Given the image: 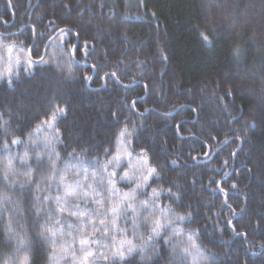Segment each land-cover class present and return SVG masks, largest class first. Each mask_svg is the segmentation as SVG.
<instances>
[{"label": "snow or ice", "instance_id": "1", "mask_svg": "<svg viewBox=\"0 0 264 264\" xmlns=\"http://www.w3.org/2000/svg\"><path fill=\"white\" fill-rule=\"evenodd\" d=\"M7 6L13 10V18L16 19V5L12 0H7ZM104 7L101 5V15L94 18L100 20L98 31H103L104 22L107 21L106 27L111 30L107 38L110 41L114 38L116 46L112 47L110 43L99 60V45L95 37L91 38L92 43L89 44L83 25L78 27L71 20H65L63 27L57 25L55 20H50L49 24L59 28V32L49 40L52 33L42 23L37 24L32 20L31 26L25 23L21 28L0 19V26L3 27V31H0V82L12 89L25 74L33 76L31 69L41 63L49 64L42 51L51 60H63L72 52L79 54L83 50L84 55L92 60L90 66L85 61V70H90L92 75L81 76V80L103 79L98 94L109 86L124 92L135 91L134 85L138 81L128 69L134 67L137 71L147 72L149 65H167L170 52L161 41L155 55L147 54L143 47L137 46L139 41L133 43L129 38L125 24L147 16L148 23L155 22L153 26L159 33V17L156 11L149 9L146 0H139L135 17L120 15L114 10L115 5L110 15L106 16ZM235 10L239 11L238 6ZM232 11V7H225L227 14H232ZM19 22L23 23V18H19ZM13 27H17V31H11ZM191 31L200 46L207 50L215 48L221 38L215 28L202 29L198 24H193ZM49 49L52 51L49 52ZM132 53L136 55L134 60L131 58ZM231 56L239 60V44L232 45ZM107 57L115 59L108 60ZM261 67L264 68V65ZM166 74L163 71L160 73L161 76ZM125 80L131 82L123 83ZM154 80L155 71L148 75V82L142 88L152 98L151 101L141 96H125L118 101L120 108L109 109L113 118H124V127L119 133L123 147L117 148L113 155L110 146L104 148L100 145L102 152L97 150L92 153L95 160L88 161L91 171L83 167L85 161L82 157L88 149H82L79 154L73 150L62 155L52 147L59 142L61 135L56 112L66 119V108L44 113V120L37 117L38 122H30L23 131L12 119L16 111L22 110V101L15 110L9 105L8 111H0V155L4 157L0 159V247L5 249L0 254V264H36L38 251L43 252L46 264H58L59 261H63V264H137V256L140 257L139 264H216L215 256L208 253L201 241L204 229L196 221L197 209L191 200L187 204L183 203L188 188L194 189L200 183L201 191L206 190L203 181L196 178L195 173L191 180L184 175L187 160L201 163L199 157L189 152L185 163L181 164L179 157L169 152L161 163L159 154L141 141L138 132L145 128L150 116L166 122L174 119V112L183 111L184 108L195 115L191 121L195 128L210 114L205 113L206 104H215L220 112L228 113L224 125L227 131L221 129L215 134L205 133L201 127L198 134L193 132L192 135L197 140L199 135L205 137L199 140L201 148L208 149L204 152L205 156L215 155L213 141L220 146L217 151L230 146L229 159H225L222 167L216 170L222 176L219 186L214 178L208 180L213 194L218 191L227 197V192L231 191L243 195L238 179L240 174L223 169L233 167L229 161L234 162L244 154V147L249 143L248 133L264 122V109L259 114L254 110L246 114L242 108L235 107L229 98L235 99L239 89L230 77L223 80L208 79L199 86V93L195 88L186 90L184 95L190 97L186 104L181 109H169L165 104L167 94L163 87L159 90L154 87ZM141 101L144 105L151 102L153 106H145L141 111ZM5 115L10 118L5 119ZM173 127L179 132L183 123L174 124ZM25 132L27 141L23 139ZM41 135L45 148L50 151H33L30 155V148L34 149L39 144L35 137ZM161 143L167 145L168 141L165 139ZM21 146L22 153L14 151V147L19 149ZM65 160L74 161L81 166L80 170L71 167L70 163L65 164L63 170H58L57 161L63 163ZM249 163H252L251 159L244 163L248 173L254 175V169L258 168L264 177V159L251 168L248 167ZM69 172L74 176L71 181L67 180ZM181 179L184 185L179 183ZM229 180L232 181L230 184L227 183ZM34 192L42 194L34 195ZM229 200L223 201L221 216L224 211L230 217L249 212L247 195L243 205L237 202L234 206ZM225 226L233 237L240 238L242 244L249 246L245 249L246 256L251 253L253 257H264V202L261 203L259 214L253 212L249 215L247 224L234 223L228 219ZM220 231L223 233L225 229L221 228ZM257 244L260 249L258 253L252 251ZM236 264H240L239 257ZM245 264L250 262L246 260Z\"/></svg>", "mask_w": 264, "mask_h": 264}, {"label": "trees", "instance_id": "2", "mask_svg": "<svg viewBox=\"0 0 264 264\" xmlns=\"http://www.w3.org/2000/svg\"><path fill=\"white\" fill-rule=\"evenodd\" d=\"M138 2L139 0H12L18 10L13 24L22 27L28 23L31 26L32 20H35L37 24L42 23L52 33L48 37L49 40H52L55 32L59 30L55 25L49 24L50 20H55L61 27L64 26L65 20H71L78 27L83 25L88 43L91 44V38L95 37L99 45L100 56L97 57L99 60L110 43L112 47L116 46L114 38L111 41L107 38L111 31L106 27L107 21L104 22L103 31H98L100 20L94 17L101 15V5H105L103 13L106 16L110 15L115 5L114 10L120 15L135 17ZM146 2L149 9L156 11L159 17V33L153 26L155 22L148 23V17L144 16L125 24L127 35L133 43L139 41L137 46L143 47L149 55L157 53L162 41L163 46L169 49L170 62L167 65H149L147 72L137 71L134 67L129 68L128 70L138 81L134 85L135 91L124 92L109 86L103 88L98 94L97 90L102 89L104 83L102 79L81 80V76L92 75L90 70H85L75 62V60L80 62L86 59L92 64V60L84 55L83 50L79 54L74 53V57L70 54L63 60H51L48 55H45L44 59L49 60V64L41 63L31 69L34 75L28 77L25 74L12 89L0 82V111H8L9 105L15 110L22 101V110L16 111L12 119L14 124L18 123L20 130L23 131L30 122L37 123V117L41 121L44 120V113L50 114V110L66 108V119L60 112H56L61 135L58 138L59 142L54 143L52 147L62 155L73 150L79 154L82 149H88L89 151L82 159L85 161L84 165H87L91 171L88 161L95 160L92 153L97 150L102 152L100 145L104 148L110 146L113 149V155L117 148L123 147L119 133L124 127V118H113L109 109L120 108L121 104L118 101L123 100L125 96L130 98L141 96L151 101L152 98L142 88L143 84L148 82V75L153 71H155L154 87L157 90L163 87L168 97L165 104L169 109L172 107L181 109L186 104L190 99L184 95L186 90L195 88L199 93V86L208 79L223 80L226 77H230L239 89L235 99L229 98L235 107L242 108L246 114L249 110L259 114L264 109V90H262L264 68L261 67L264 65V0H146ZM237 6L239 11L235 10ZM225 7H232V14H227ZM2 16L8 21L13 16V10L8 8L7 0H0V17ZM19 18H23V23L19 22ZM193 24H198L202 29L205 27L216 29L217 35L221 38L217 41L215 48L207 50L200 46L196 35L191 31ZM13 28L17 31V27ZM0 30L3 31L2 26ZM234 44L241 46V56L238 61L231 56V47ZM131 58L133 60L136 58L135 53L131 54ZM107 59L115 58L107 57ZM69 60L72 63H66ZM162 71L167 74L161 76ZM130 82V80L123 81L126 84ZM145 106L151 108L153 105L151 102L144 105L141 101L139 110L142 111ZM205 113L210 114L207 115L206 120L197 123L195 128L191 123L195 115L187 108L174 112V119L166 122L150 116L145 128L141 129L138 135L143 143L159 154L161 163L168 157L169 152L178 156L181 164L185 163L189 152L192 156L199 157L201 163L187 160L184 175L191 180L195 173L196 178L203 181L206 190L201 191L200 183H197L194 189L188 188L183 203L187 204L191 200L193 207L197 209L196 221L204 229L201 241L208 253L215 256L216 264H236L237 257L240 258V264H245L246 260L250 264H264V257H253L251 253L246 256L245 249L249 246L242 244L240 238L233 237L230 229L225 226V221L228 219H232L234 223L247 224L249 215L253 212L257 214L261 212V203L264 202V177L261 176L258 168L254 169V175L248 173L244 163L247 159H251L252 163L248 164L251 168L264 159V122L259 123L255 130L248 133L249 143L244 147V154L234 162L229 161L233 167L223 169L229 173L235 171L240 174L238 179L241 181L240 189L243 193L242 195L228 191L226 197L218 191L213 194L212 187L208 186V180L214 178L219 186L222 176L216 170L222 167L225 159H229L230 146H224L217 151L220 146L213 141L212 144L216 146L213 149L215 155L205 156L204 152L208 149H202L199 143V140H204L205 137L199 135L197 140L192 133L198 134L201 127L205 133L215 134L221 129L227 131L224 125L228 113L220 112L213 103L206 104ZM4 118L10 117L5 115ZM177 123H183V128L179 132L173 127ZM221 138H223V132H221ZM23 139L28 140L26 132ZM165 139L168 141L167 145L161 143ZM15 150L22 153L23 146L19 149L14 147ZM31 154L32 151H30ZM46 158L45 155L44 160ZM100 159L104 160L103 155ZM64 163L74 164L75 162L57 161L58 170H61V165ZM193 164L196 166L193 167ZM75 165L77 164L73 166ZM231 182L229 180L227 183ZM179 183L184 185V180L181 179ZM33 194L41 195L42 193L34 192ZM245 195L249 203L247 214L230 217L228 212L224 211V215H220L221 205L225 199L230 198L229 202L234 206L237 202L243 205ZM237 212H239L238 208ZM221 228L225 229L223 233L220 231ZM0 232H2V225H0ZM4 251L5 249L0 247V254ZM252 251L257 253L260 251L258 244L252 248ZM136 260L139 264L140 257L137 256ZM36 264H46L43 252H37ZM58 264H63V261H59Z\"/></svg>", "mask_w": 264, "mask_h": 264}, {"label": "rangeland", "instance_id": "3", "mask_svg": "<svg viewBox=\"0 0 264 264\" xmlns=\"http://www.w3.org/2000/svg\"><path fill=\"white\" fill-rule=\"evenodd\" d=\"M38 141H39V144H38V146L36 147V148H30V150L29 151H35V152H38V153H46L47 151H50V149H46L45 148V145L43 144V139H44V137L41 135V136H39V137H35ZM0 159H3V156H1L0 157ZM47 160V158L45 159V161ZM65 164L66 163H64V164H62L61 165V170H63L64 169V167H65ZM67 164H69V163H67ZM71 164V163H70ZM75 164V163H74ZM74 164H71V167H73V168H76L77 170H80V167H78L77 165H75V166H73ZM84 166V168H87V165H83ZM60 170V169H59ZM90 171V170H89ZM74 179V176H73V174L71 173V172H69L68 173V175H67V180L68 181H71V180H73Z\"/></svg>", "mask_w": 264, "mask_h": 264}, {"label": "flooded vegetation", "instance_id": "4", "mask_svg": "<svg viewBox=\"0 0 264 264\" xmlns=\"http://www.w3.org/2000/svg\"><path fill=\"white\" fill-rule=\"evenodd\" d=\"M0 19L6 20L7 23H8L9 25H12V24L16 21V20L13 18V16H11V20H10V21H8L4 16L0 17ZM22 27H23V26H22ZM22 27H21V28H22ZM0 31H2V30H0ZM11 31L15 32L16 30H15L14 28H11ZM56 32H57V31H56ZM56 32H55V33H56ZM56 35H57V34H54L53 37L56 36ZM53 37H52V38H53ZM74 53H75V52H72V53H71V57H74ZM42 55H44V57H45L46 54H44L43 51H42ZM74 60H75V58H74ZM85 61H86V59L83 60V61H80V62L77 61V60H75L76 64H77L78 66L82 67V68H85ZM87 63H88L89 66L91 65L88 61H87ZM102 81H103V79H102Z\"/></svg>", "mask_w": 264, "mask_h": 264}, {"label": "water", "instance_id": "5", "mask_svg": "<svg viewBox=\"0 0 264 264\" xmlns=\"http://www.w3.org/2000/svg\"><path fill=\"white\" fill-rule=\"evenodd\" d=\"M59 30L55 33V34H58Z\"/></svg>", "mask_w": 264, "mask_h": 264}]
</instances>
